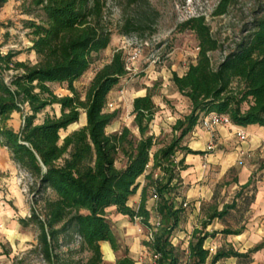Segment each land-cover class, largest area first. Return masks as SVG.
<instances>
[{
  "label": "trees",
  "instance_id": "obj_1",
  "mask_svg": "<svg viewBox=\"0 0 264 264\" xmlns=\"http://www.w3.org/2000/svg\"><path fill=\"white\" fill-rule=\"evenodd\" d=\"M9 1L0 0V11ZM31 1L26 13L35 17L26 23L31 37L28 50L35 53L37 61H19V52L3 53L0 45V138L12 160L36 181L40 197L29 218L19 220L20 225L38 229L35 251L47 264H73L58 254L60 240L70 237L80 238V250L90 254L86 264H104L103 242L109 243L114 253L122 252L116 264H135L107 211L115 208L118 214L139 221L149 230L148 198L155 196L163 226L152 241L143 245L160 254L158 264H180L186 251L181 253L170 239L183 222L188 206L185 199L178 202L183 194L181 173L188 169L185 156L203 154L183 146L184 140L200 117L211 113L227 115L238 127H264V6L253 18L251 28L242 30L216 66L210 55L221 51L222 46L205 18H192L184 24L183 30L196 35L199 55L182 77L173 74L172 83L189 100L191 111L172 126L170 143L157 148L159 139L151 127L158 107L150 91L133 101V125L138 136L128 127L112 134L106 132L120 115L118 111L106 112V105L109 94L129 74L124 51H116L111 61L97 71L84 96L74 85L111 42L112 32L103 24L105 0ZM228 5V0H223L216 15H224ZM136 30L128 22L124 33ZM52 84L66 85L70 95H57ZM54 107L59 108L60 115L47 114L36 123L38 116ZM14 112L23 117L19 132L7 126ZM82 114L86 125L62 138L61 132L77 125ZM178 152L184 153L179 161ZM120 156L125 159L123 168L116 166ZM142 177L145 185L141 201L131 207L130 198L140 189ZM238 182L235 177L224 185ZM255 192L252 178L221 211L216 201L202 206L205 219L193 231L187 264H207L210 252L204 245L210 237L205 231L208 225L228 217L237 209L238 200L248 208L256 198ZM40 202L43 208L39 211L36 206ZM243 229L225 228L221 234L240 235ZM262 249L264 242L246 254L232 247L221 248L210 264L229 258L250 261L251 254Z\"/></svg>",
  "mask_w": 264,
  "mask_h": 264
},
{
  "label": "rangeland",
  "instance_id": "obj_2",
  "mask_svg": "<svg viewBox=\"0 0 264 264\" xmlns=\"http://www.w3.org/2000/svg\"><path fill=\"white\" fill-rule=\"evenodd\" d=\"M31 2V0H10L1 9L0 45L3 46L1 52L6 53L8 50H14L20 53L17 60L35 63L37 61L35 53L28 50L31 46V37L29 36L30 31L26 29V23L29 20H34L35 17L26 13ZM105 2L103 24L112 32L111 42L108 48L96 57L91 68L74 85L84 96L97 71L111 61L116 51H124L126 58L140 54L132 72L122 79L110 93L108 100L113 107L106 109V112L118 111L120 115L118 120L107 128L106 132L112 134L128 127L133 134L138 136V130L133 125V101L150 91L154 95L153 100L158 107L151 127V131L159 139L157 148L170 143L172 126L178 119L187 116L191 111L189 100L183 97L172 83L173 74L184 75L189 65L195 63L197 55H199L196 35L190 30H183L184 24L192 18H205L213 37L222 46L221 51L210 55L212 63L216 66L233 47L242 30L251 28L253 18L264 6V0H228L229 5L226 13L218 16L216 11L223 0H105ZM128 22H132L138 30L125 34ZM50 86L59 96L70 95L66 85L52 84ZM47 114L60 115V110L58 107L48 109L44 114L38 116L36 123H41ZM12 124L14 125L12 129L16 132H19L23 126L19 117ZM85 124L86 116L82 114L77 125L70 126L68 130L61 132L62 138ZM197 142H201L200 136L195 137L191 134L182 145L192 147L194 151H197L202 148L200 147L201 143L197 145ZM215 151L214 144L209 140L203 150L204 156ZM183 157L184 153L178 152L176 160L179 161ZM186 159L192 162L193 169L181 173L183 193L188 188H196L199 183H202L206 178H211L215 173L207 161L203 164V169L196 170L194 164L195 160L199 159L197 156H187ZM124 165L125 159L120 156L116 166L123 168ZM200 170L204 175L201 179L197 175L200 174ZM236 174V171L230 172L228 180L232 181ZM24 179L27 186V193H24L27 200V205H25L28 209L30 208L26 218H29L34 202L40 197L36 193V181L28 174L24 175ZM139 182L141 187L138 192L145 185L144 177L139 179ZM222 182L224 184L227 180ZM23 185L22 183L20 185L22 189ZM223 191L224 187L220 190L219 200L223 197ZM1 195L4 197H0V204L6 198V194ZM231 200L232 198L229 201ZM42 206L43 203L40 202L36 208L40 211ZM4 212L0 205V264H47L41 253L35 251L39 235L38 229L35 226L23 228L19 223L20 217L15 215V218H10ZM107 212L115 231L118 228L121 229L123 223L118 222L119 215L116 209L111 208ZM14 221H18L19 225L14 224ZM182 229V224H180L175 232V238L171 239L181 253L184 251L186 240L182 241L176 236H182ZM137 236H141V242L146 241L147 230L141 224L138 227ZM60 242L62 247L58 254L63 258L70 260L73 264L87 263L90 254L80 250V238H62ZM122 245L125 247L124 243ZM185 250H188V247ZM186 257L185 254L183 259L181 258L182 262L186 261ZM142 259L146 264H152L148 257H142Z\"/></svg>",
  "mask_w": 264,
  "mask_h": 264
},
{
  "label": "crops",
  "instance_id": "obj_3",
  "mask_svg": "<svg viewBox=\"0 0 264 264\" xmlns=\"http://www.w3.org/2000/svg\"><path fill=\"white\" fill-rule=\"evenodd\" d=\"M19 61L23 60L20 59ZM143 96L145 95L139 97ZM17 117L20 118L23 125L22 115L20 116V113L14 112L7 122L8 128L14 126L12 123ZM238 131H244L248 134V139L246 141H240L236 136ZM191 134L195 137L200 136L201 142H197V145L201 143L200 147L202 148L195 152H202L203 154L187 156L199 157L198 160H195L196 162L194 164L196 170L203 169V164L207 161L211 164L210 168L215 173L212 174L211 178H206L202 183H199L196 188H188L182 194V197L178 198V202L180 203L185 199L184 203H187L189 208L188 206L186 207L185 217L181 223L183 227L182 236H176V238L182 239V241L186 240L183 250L186 251L185 254L187 255V250L185 249L191 243L193 231L196 228H200L201 222L205 219V215L201 211L202 206L216 201L221 211L225 204H231L233 202L236 194L240 192L241 187L253 178L256 185V198L254 202L248 208H245L243 202L238 200L236 210L232 211L223 221L214 220L205 230L210 234V237L204 245V248L210 252V259H208L207 264H210L213 256L221 248L232 247L237 252L246 254L264 242V127L257 125L238 127L231 125L220 126L214 132H207L205 129L196 125L189 135ZM209 140L214 144L216 151L204 156L203 150ZM189 148L193 150L192 147ZM187 156H185V164L188 166L186 171L193 169L192 162L186 159ZM232 171H236L237 174L235 177L239 182L225 186V183L222 184V181L227 180L226 183L231 182L228 178L229 173ZM27 174L12 160L10 150L0 144V197L2 196L1 194H6L5 200L0 205L2 210L5 211L4 214L10 216V218H15L16 215L21 219H26L30 212L28 211L30 208L28 209L26 206L27 200L23 191L27 188L24 181V175ZM197 175L200 179L204 177L201 170L200 174L198 173ZM21 183L24 184L22 186L23 189L20 187ZM222 187H224L223 197L219 200ZM230 198H232L231 201H229ZM140 201L141 190L130 198L129 203L131 207H137ZM148 209L151 212L152 223L158 219L157 204L153 198H148ZM118 215V222L123 223H121L123 225L121 229H116V234L120 242L124 243L129 251L130 258L135 264H146L142 259L144 257L142 255L145 240L141 242V236H137L140 223L138 221H131L126 216ZM13 223L19 225L18 221H14ZM225 228H231L233 230L245 229H243L240 235H223L221 232ZM175 232L171 239L175 238ZM171 239L172 244L176 246ZM100 245L104 256V264H116L118 256L123 255L122 252L114 253L109 243L103 242ZM216 264H264V249L251 254L250 261L229 258L222 259Z\"/></svg>",
  "mask_w": 264,
  "mask_h": 264
},
{
  "label": "built area",
  "instance_id": "obj_4",
  "mask_svg": "<svg viewBox=\"0 0 264 264\" xmlns=\"http://www.w3.org/2000/svg\"><path fill=\"white\" fill-rule=\"evenodd\" d=\"M139 55L140 54H134V55L126 58V70L128 71V73L132 72L135 64L138 61ZM112 107H113L112 104L109 103V101H108L107 105H106V109L112 108ZM230 119L231 118H229L227 115H224V114L211 113L208 115L201 116L197 125L203 129H205L208 132H214L220 126H231V125H233L231 123ZM1 131H2V127L0 126V132ZM236 136L240 141H246L248 139V134H246L244 131H238L236 133ZM0 144L4 145V141L2 138H0ZM23 191H24V193H27V189H25ZM153 199L156 201L155 196ZM185 206H187V205L185 204ZM151 226H152L151 229H149V230L146 229L147 230L146 242L152 241L156 232L163 225H161V220L158 218L156 221L151 223ZM142 256H144L145 258L148 257L152 264H158V262L161 258L160 254H157V253L151 251L148 247H145V246H144V251H143ZM180 264H187V262L181 261Z\"/></svg>",
  "mask_w": 264,
  "mask_h": 264
},
{
  "label": "water",
  "instance_id": "obj_5",
  "mask_svg": "<svg viewBox=\"0 0 264 264\" xmlns=\"http://www.w3.org/2000/svg\"><path fill=\"white\" fill-rule=\"evenodd\" d=\"M86 125V124H85ZM84 127V126H83Z\"/></svg>",
  "mask_w": 264,
  "mask_h": 264
}]
</instances>
